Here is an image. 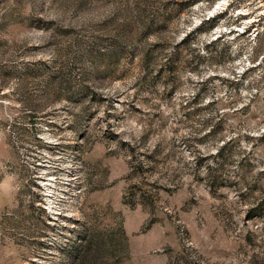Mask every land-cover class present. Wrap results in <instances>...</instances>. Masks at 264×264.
I'll list each match as a JSON object with an SVG mask.
<instances>
[{
  "label": "rangeland",
  "instance_id": "rangeland-1",
  "mask_svg": "<svg viewBox=\"0 0 264 264\" xmlns=\"http://www.w3.org/2000/svg\"><path fill=\"white\" fill-rule=\"evenodd\" d=\"M0 264H264V0H0Z\"/></svg>",
  "mask_w": 264,
  "mask_h": 264
}]
</instances>
